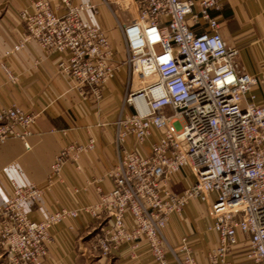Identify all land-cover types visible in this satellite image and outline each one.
Instances as JSON below:
<instances>
[{
	"label": "built area",
	"instance_id": "1",
	"mask_svg": "<svg viewBox=\"0 0 264 264\" xmlns=\"http://www.w3.org/2000/svg\"><path fill=\"white\" fill-rule=\"evenodd\" d=\"M55 1L62 13L52 0H28L19 10L25 26L19 46L32 40L47 53L63 54L57 70L97 98L125 66V92L113 122L118 155L107 172L112 186L96 202L62 206L39 219L29 217L26 206L43 188L10 180L12 192L0 204L5 264H42L51 228L81 213L97 224L91 248L100 255L144 242L155 264H170L167 253L176 264H198L186 237L174 248L164 234L171 214L180 215L191 198L206 202L217 235L208 264H237L228 256L239 232L247 235L246 261L264 264V82L257 103L251 90L259 79L238 67V47L224 41L211 15L223 0H98L122 34L125 56L117 62L105 28L82 18L86 11L98 14L96 4ZM37 115L17 105L0 107V144L16 137L27 146ZM155 131L148 152L135 148ZM129 140L132 147L125 145ZM93 143L90 137L85 146L70 142L59 149L47 184ZM180 181L186 185L176 191Z\"/></svg>",
	"mask_w": 264,
	"mask_h": 264
},
{
	"label": "crops",
	"instance_id": "2",
	"mask_svg": "<svg viewBox=\"0 0 264 264\" xmlns=\"http://www.w3.org/2000/svg\"><path fill=\"white\" fill-rule=\"evenodd\" d=\"M28 0H0V64H4L14 75L10 81L0 65V107L17 105L38 112L33 132L22 139L10 137L0 144V204L12 192L10 180L19 185L34 183L43 188L34 205H27V215L33 219L56 210L59 207L88 205L96 202L100 193L111 188L107 172L115 163L118 149L115 145L113 122L118 117L125 92L126 68L118 69L101 89L97 98L87 91H80L56 68V61L63 58L58 52H45L36 41H19L25 32L24 23L18 12ZM97 5L98 14L86 11L82 18L87 23L101 25L108 34L114 50V62L125 56L122 34L110 10L98 0H72ZM58 13V2L52 0ZM121 13V11H120ZM211 15L218 20V29L224 41L236 45L235 61L238 67L257 76L259 83L252 87L255 101L261 103V87L264 82V0H223L219 10ZM122 17V16H121ZM152 138L136 145L142 152L149 151ZM94 139L93 146L73 160L62 165L59 178L48 185L51 163L63 146L70 142L85 146L88 139ZM132 141L126 146L132 147ZM75 163L81 167L77 170ZM186 185L180 181L175 186L180 191ZM206 202L191 198L181 214H171L164 229L167 243L177 247L181 237H186L192 254L198 264H208L207 254L216 246L217 235L210 229L211 217ZM1 220V216H0ZM48 253L42 264H155L146 243L135 249L122 243L106 255H100L91 248L97 232V224L86 213L71 220L56 223L51 230ZM247 235L239 232L238 243L229 254L237 264H250L244 258L247 249ZM1 249V248H0ZM0 264H5L0 251ZM170 264L173 257L167 253Z\"/></svg>",
	"mask_w": 264,
	"mask_h": 264
},
{
	"label": "rangeland",
	"instance_id": "3",
	"mask_svg": "<svg viewBox=\"0 0 264 264\" xmlns=\"http://www.w3.org/2000/svg\"><path fill=\"white\" fill-rule=\"evenodd\" d=\"M0 251H1V249H0ZM0 259H1V256H0Z\"/></svg>",
	"mask_w": 264,
	"mask_h": 264
}]
</instances>
